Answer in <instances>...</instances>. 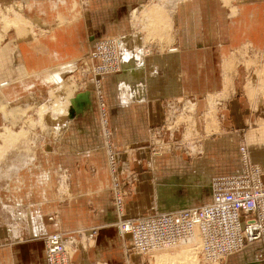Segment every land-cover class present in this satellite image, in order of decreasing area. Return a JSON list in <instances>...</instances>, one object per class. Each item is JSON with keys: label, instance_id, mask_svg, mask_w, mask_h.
Instances as JSON below:
<instances>
[{"label": "crops", "instance_id": "crops-1", "mask_svg": "<svg viewBox=\"0 0 264 264\" xmlns=\"http://www.w3.org/2000/svg\"><path fill=\"white\" fill-rule=\"evenodd\" d=\"M80 1L85 5L81 7ZM144 1L8 0L22 6L35 28L14 27L0 42V129L13 126L40 105L63 104L67 97L71 98L67 115L59 120L71 123L56 131L55 120L46 114L49 127L44 123L46 135L33 164L9 178L2 198L7 202L2 205L11 221L8 230L0 227V264H45L39 234L55 231L63 232L65 239L77 238L72 264H153L131 251L129 234L121 235L110 225L118 218L110 202L114 178L107 162L110 152L116 158L117 180L122 187L129 186L125 217L209 200L205 178L231 174L242 142L264 180V102L249 109L245 98L235 95V87L221 113L220 130L208 135L199 160L179 153L152 157L141 142L164 122L167 99L181 104L184 97L220 91L223 63L232 51L246 42L264 49V0H233L234 16L220 0L181 3L171 14L174 42L145 55L143 33H131L121 41L118 74L100 85L90 73L82 84L77 63L88 56L92 39L107 34L110 27H126L129 12ZM64 66L71 70L62 74L63 87L52 96L57 84L45 80V73ZM99 101L108 107L105 119ZM196 121L205 131L200 118ZM62 168L69 171L70 189L63 203L55 193L57 170ZM52 210L57 211L55 220L48 218ZM223 264H264L262 244H248Z\"/></svg>", "mask_w": 264, "mask_h": 264}, {"label": "rangeland", "instance_id": "rangeland-1", "mask_svg": "<svg viewBox=\"0 0 264 264\" xmlns=\"http://www.w3.org/2000/svg\"><path fill=\"white\" fill-rule=\"evenodd\" d=\"M186 1L189 0H146L143 2L144 4H142L139 8L133 10L132 13L129 12L128 22L130 23L126 27L123 26V28H125L126 30L121 26L118 28L114 26L112 29L110 27V30L107 34H96V38L94 37L92 39V43L97 44L99 43V41H109L110 39L116 37L121 38L122 41L124 37L131 33H136L142 36L140 32H137L140 30L145 38L144 54L151 55L155 50L161 51V49L163 50L166 46L174 42V38L171 34L173 32V27L171 26V14L179 4ZM220 1L224 3L227 8L232 9V16L237 13L236 9L230 6L233 0ZM80 5L81 7L84 6V1H80ZM17 9H20V11H22V6L19 3L13 4L9 3L8 0H0V35H4V29L7 30L4 24L5 19L8 17H14L13 15L15 13V10ZM153 12L163 13L159 14L161 15L159 17H163V29L158 26L159 23L157 19L153 17ZM21 14L22 21L19 22L17 26L13 25L12 27H10L8 31L14 27H18L21 25H25L30 29L35 28L34 23L29 18L24 16L23 12H21ZM118 29H121L119 30L120 32L118 31ZM91 49H93V47ZM119 52L120 49L118 51V69H120ZM232 53L233 54H231L229 58L227 57L223 63L225 76L223 88L220 91H215L213 93L210 92L205 97L187 96L184 97L181 104H177L172 99H167L165 101L166 103H176L172 107V113H170L172 114V121H176V124L174 123L171 130H167L166 125L160 135L154 136V132H150L144 140H141L142 147H145L147 154H150L152 157H161L166 154L179 153L187 160L197 161L204 154L203 145L206 141V138H209L208 135L210 133L211 136L212 134L215 135V133L220 130V116L224 114V112H226L224 108L225 102H227L230 98L229 96L233 92V87H235L236 96L242 95L245 98L249 109H253L255 105L264 102V49L256 50L251 45V43L246 42L232 51ZM86 58H81L77 63L82 84L86 82L87 76L90 75V70L87 72L86 69V62L88 60V58ZM92 64L96 65L97 62ZM70 70L71 68L69 66H64L61 67L59 71H47L45 73V80H52L55 82V84H57L55 90L51 91L52 96L56 91L63 87L62 74ZM117 74L118 73L109 76L112 77L113 75ZM109 76L107 75V77H105V79L103 80L100 79V76H97L99 84L105 85L106 83H108ZM70 99L69 97H67L64 101L65 103L63 104L54 102L52 106L47 104L40 105L35 111H30L29 113H27V115L22 114L21 116L23 117L18 120L16 119L13 126L4 125L0 129V227L3 232L4 229L8 230L7 227H9V221H11L6 211L7 206L2 205V198H4L3 191H5L8 187L7 183L9 181V178H12L13 175L17 174V171L23 166H26L27 164H33V161L35 160V157L37 155L36 149L39 147V145L42 144L43 135H46V132L44 133L42 129L45 127L44 123H46V114H49L55 120L56 131L59 129V127H68L70 125L71 122L69 121V119L63 122L59 120L60 116L65 117L67 115V108L71 103ZM84 101H88V99H84ZM101 103L103 105H101ZM191 104L193 106H191ZM107 108L108 107L106 106L105 101H99V109L101 111L100 116L103 117L102 119H105V116L107 115ZM182 108L184 109L183 112H181ZM164 109L166 111L167 107L164 106ZM197 118H200V122L205 125V131H200V124L198 126L196 121ZM169 122L170 119L168 123ZM164 123L165 122H163L162 125L158 128L160 129L162 126H164ZM46 125V128H48L49 126L47 123ZM18 135H20L19 138H17ZM10 138L17 140L15 142L7 141V139ZM241 144L244 143H239L236 149V157L234 159L235 165H237L239 156L238 149ZM124 147L131 148L132 146L125 145ZM108 168L112 176H114V178H112V181L117 180L116 175L118 173V168L115 170V173H113L110 166ZM68 172V169L63 168L57 170L56 177H58L59 183L55 186V193L56 200L61 203L65 202L70 197V189L68 186L67 176ZM131 178L132 176L130 177V179ZM128 180L126 182H129ZM207 180L208 178H205V185L208 187ZM117 181L119 182V185L122 186L123 183L121 182V180L118 179ZM112 187L113 183L110 186V194L112 193ZM128 187L129 186H126V184H124L122 189L126 190L127 194H130ZM4 201L7 202L5 199ZM53 214H57V211L52 210L51 212H48V217ZM7 218L9 220H7ZM110 225L117 227L116 222H112L110 223ZM9 232L6 234H9ZM70 245H72L74 250V247L79 245L77 238H75ZM178 250H173L163 255L155 256L152 259V263L154 264L156 258L160 256H167L168 258L170 257V259H175L171 260L174 263L161 260L160 262L156 261V264H190L188 259H191L195 264H197L196 257L191 251L189 252V257H186L187 261L185 262L184 260H181V258L188 254V251Z\"/></svg>", "mask_w": 264, "mask_h": 264}, {"label": "built area", "instance_id": "built-area-1", "mask_svg": "<svg viewBox=\"0 0 264 264\" xmlns=\"http://www.w3.org/2000/svg\"><path fill=\"white\" fill-rule=\"evenodd\" d=\"M120 43L121 38L117 37L95 43L87 56V72L90 70L94 77L100 76L101 80L118 73ZM95 62L96 65L92 64ZM175 104L166 103L164 126L154 130V136L160 135L166 125L167 130H171L176 124L170 114ZM238 154L237 165L231 174L208 178L209 200L178 210L125 217L127 191L114 180L111 202L119 217L117 228L121 235H130L131 251L149 260L163 252L188 249L196 257L197 264H223L230 254L257 241L264 251L262 171L250 160L244 144L239 146ZM108 164L115 173L117 163L112 152L108 155ZM48 218L55 220L56 214ZM39 238L45 248V264H72L73 247L70 244L73 237L65 239L63 232L55 231L43 232Z\"/></svg>", "mask_w": 264, "mask_h": 264}, {"label": "bare ground", "instance_id": "bare-ground-1", "mask_svg": "<svg viewBox=\"0 0 264 264\" xmlns=\"http://www.w3.org/2000/svg\"><path fill=\"white\" fill-rule=\"evenodd\" d=\"M16 9V8H15ZM21 12L22 11H20V9H17V10H15V13H14V17H8V18H6L5 19V21H4V24H5V26H6V29L7 30H5L4 29V35L6 34V32L8 31V29L10 28V27H12L13 25H16L17 26V24L19 23V22H21L22 21V14H21ZM154 16L153 17H155V19H157V21H158V26H160L162 29H163V27H162V25L164 24V21H163V17H159V16H161V15H159L160 13L159 12H153L152 13ZM24 19V18H23ZM166 25V24H165ZM4 35H0V42L2 41V39L4 38ZM120 71V70H119ZM191 106H193L192 104H191ZM20 137V135H18V137L17 138H19ZM17 139H13V138H10V139H7V141H9V142H15ZM180 251H188L187 253L188 254H186L184 257H182L181 258V260H184L185 262L187 261V258L186 257H189V252H190V250H188V249H179ZM178 250V251H179ZM165 253H167V252H163V253H160V254H158V255H163V254H165ZM158 255H156V256H158ZM182 256V255H181ZM161 260H165V261H169L170 263L172 262V263H174L173 261H171V260H175V259H170V257L168 258L167 256H160V257H158V258H156V260H155V262H154V264H156V261H161ZM188 261H189V263L190 264H195L191 259H188ZM179 262V261H178ZM197 263V262H196ZM166 264V263H165Z\"/></svg>", "mask_w": 264, "mask_h": 264}]
</instances>
